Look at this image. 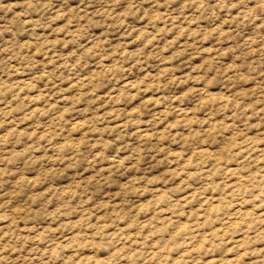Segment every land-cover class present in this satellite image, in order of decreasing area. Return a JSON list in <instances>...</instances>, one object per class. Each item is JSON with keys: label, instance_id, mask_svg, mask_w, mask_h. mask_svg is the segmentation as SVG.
Wrapping results in <instances>:
<instances>
[{"label": "rangeland", "instance_id": "rangeland-1", "mask_svg": "<svg viewBox=\"0 0 264 264\" xmlns=\"http://www.w3.org/2000/svg\"><path fill=\"white\" fill-rule=\"evenodd\" d=\"M0 264H264V0H0Z\"/></svg>", "mask_w": 264, "mask_h": 264}]
</instances>
